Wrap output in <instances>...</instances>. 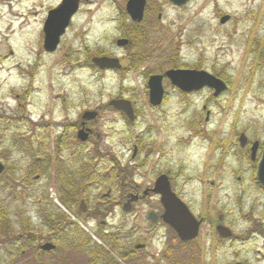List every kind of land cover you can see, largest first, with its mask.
<instances>
[{
    "label": "rangeland",
    "instance_id": "obj_1",
    "mask_svg": "<svg viewBox=\"0 0 264 264\" xmlns=\"http://www.w3.org/2000/svg\"><path fill=\"white\" fill-rule=\"evenodd\" d=\"M81 1V9L58 51L48 54L43 50L44 23L48 12L62 0H0V131L3 132L0 157H5L6 151L11 152L7 161L15 162L20 173L30 167L33 158L30 154L34 153L54 163L60 159L69 161L72 153L64 147L63 154L58 156L55 145L58 136L65 132V124L121 95L137 103L135 108L142 115L140 125L127 129L129 126L117 112L102 113L95 125L102 136L99 142L92 141L82 147L85 158H95L93 151L97 146L126 163L132 156L136 139L133 136L143 135L147 144L153 142L147 147V151L154 149L150 155L153 173L171 172L175 180L172 186L188 195L186 199L196 217L204 211L215 219L224 215L225 225L237 237L217 241L213 246L214 238L206 223L201 229L198 248L186 246L185 256H180L175 264H264V237L256 231L245 237L255 224H264V194L252 187L250 166L243 157L235 158L236 148L233 151L229 148L227 156L223 154L230 142L237 141L238 133L244 132L264 143V54L257 62L258 55L252 49L256 42H264V0H193L180 9L164 0H155L163 16L153 40L160 43L155 48L157 54L179 53L182 63L202 65L212 72L216 69L230 82V92L209 105L212 122L205 129L214 131V140L219 143V148L215 146L211 153L207 148L209 142L194 137L187 126L190 116L202 109L200 100L186 106L175 96L161 110H152L146 101V83L140 73L103 74L84 65L87 47L91 51L89 59L94 52L102 50L121 53L115 49L114 41L119 37L118 19L126 0ZM220 14L231 16L228 24H220ZM151 67L152 62L145 66L152 70ZM26 91L29 94L23 116L19 118V101ZM208 96L204 93L203 102ZM148 126L156 129V133H149ZM16 135L27 140L24 154L13 145ZM48 155L51 158H46ZM108 160L99 158V163ZM222 162L224 166L219 169L209 167V163L216 166ZM100 167L104 169L105 165ZM150 173L149 169L145 176L136 178L142 189L151 188L154 183L155 177ZM238 173L243 185L238 184ZM212 181L216 182L215 186L210 184ZM147 203L156 205L157 200L152 198ZM143 205L137 208L139 227L147 228L148 225L142 226L140 222L150 206ZM245 216H250L252 221ZM214 237L217 239V235ZM137 239L148 250L141 252L134 264H153L151 240L144 232ZM79 246L88 248L86 241H80ZM36 256L35 252H27L15 264L88 263L85 253ZM9 260L0 253V264H9Z\"/></svg>",
    "mask_w": 264,
    "mask_h": 264
},
{
    "label": "flooded vegetation",
    "instance_id": "obj_2",
    "mask_svg": "<svg viewBox=\"0 0 264 264\" xmlns=\"http://www.w3.org/2000/svg\"><path fill=\"white\" fill-rule=\"evenodd\" d=\"M164 1L167 5L170 4L168 0ZM127 2L126 0L124 3L125 8ZM158 3L155 0H146L141 22L131 19L127 13L123 12L125 8L122 9L121 17L118 19L119 37L114 41L115 49L121 53L102 50L94 52V56L89 59L91 51L87 47L85 54L88 56L84 65L103 74L109 72L127 75L140 73L142 80L146 83L144 89L147 96L146 101L152 110H161L163 105L174 99L175 96L180 103L186 106L193 105L200 100L203 103L202 109L190 116L187 126L193 132L194 137L204 138V141L209 142L207 148L211 153L212 149H216L217 141L214 140V131L205 129V127H209L212 122L210 103L217 102L221 96H216L215 90L209 87L191 92L183 91L173 85L165 76L166 72L170 70L200 72L207 71V69L198 64L182 63L179 53L168 56L157 54L155 48L160 43L156 44L153 40L158 21H161L163 17L159 12L161 7ZM222 16L224 15H219L220 18ZM127 29L130 30L131 37L138 34V42L125 35ZM120 39L127 40L128 44L118 46ZM95 58L117 59L121 68L101 70L93 63ZM175 60L178 61V65ZM150 62L153 63L152 70L145 68ZM152 77H162L164 95L163 104L159 107H154L151 102L149 82ZM227 84L229 87L226 93L228 94L231 86L229 82ZM204 93H208L209 96L203 102ZM122 99L123 97L118 95L116 99H111L107 104H100V107L94 111L82 113L73 123L65 124V132L61 133V138L63 140L64 137L66 150L72 153L69 161L65 162L62 159L55 163L47 160L42 161L41 157L34 153L30 154L33 156L30 159L32 162L30 167L20 173L19 170L17 171L19 167L15 162L7 161L10 159L8 155L0 157L4 168L0 173V253L9 257V264H15L18 259L30 251L38 254L36 258L39 257V254L77 253V240L81 238L82 241H86L88 247L85 248L86 250L84 249L88 255L87 264H134L138 255L148 250L147 245L137 239L141 232H144L153 244V264H164L165 261L168 264H175L176 260H180V256H185L187 244L197 246L196 242L183 243L179 241L175 231L162 219L165 209L161 203V197L154 194L152 189L155 187L156 181L164 175L168 177L171 186L175 184V180L169 171L160 174L153 173L150 155L154 154V149L151 148V151H147V147L151 146L153 142L147 144L143 135H134L133 138L136 139L132 145V156L126 163L121 162L108 150L102 152L97 146L93 151L97 155L95 158H85L82 154V147L85 144L100 141L102 133L95 126L99 117L106 111H115L111 108L110 102ZM124 100L129 101L133 107V120L124 113L115 112L125 120L129 126L127 129L140 125L139 121L142 115L135 108L137 103L126 98ZM183 108L185 107L183 106ZM87 112L94 114L93 116L87 115ZM148 131L156 133L157 130L148 126ZM242 134H239L235 143L230 142L227 145L223 154L227 156L229 148L232 151L236 148L237 150L233 154L235 158L243 157V161L250 166L252 187L264 194V189L257 188L253 179L258 163L264 154V143L250 138L246 134L247 140L241 143ZM151 140H153L152 136ZM255 142H259V146L256 158L253 160L252 146ZM27 154L29 155V153ZM112 155L113 160L99 163V158L109 159ZM226 156L224 157L226 158ZM224 162L216 166L209 163V167L210 169L212 167L219 169L224 166ZM100 165H105L104 169H101ZM149 169L151 170L150 176L154 175L155 177L154 183L151 188L142 189L136 178L145 176ZM211 171L213 173V170ZM244 172L245 170L241 171V174ZM189 180L191 181V179ZM242 180L243 178L238 173L239 185L244 184V182L241 183ZM42 182L44 183L43 187H38L35 184ZM210 184L215 186L216 182L212 181ZM181 188L184 189V187ZM172 190L193 212L192 205L186 199L188 195L173 186ZM98 192L101 195H98ZM64 194L67 197L66 211L68 214L57 205V201L59 202V198ZM152 198L157 200L156 205L147 203ZM146 203L150 207L145 211L140 223L142 226L146 224L148 227L142 228L139 227L138 213L140 211L137 208L141 204L148 207ZM221 217V220L209 217L206 211L196 217L203 222V225L209 224L210 236L214 238L213 244L216 241L214 236L217 234L218 226L225 224L224 218ZM45 244L54 245L55 249L42 251L41 247Z\"/></svg>",
    "mask_w": 264,
    "mask_h": 264
},
{
    "label": "water",
    "instance_id": "obj_3",
    "mask_svg": "<svg viewBox=\"0 0 264 264\" xmlns=\"http://www.w3.org/2000/svg\"><path fill=\"white\" fill-rule=\"evenodd\" d=\"M171 4L177 7H182L191 0H169ZM146 0H129L127 4V13L134 21L141 22ZM80 7V0H62V3L51 10L44 23L43 33L44 42L43 49L46 53H55L61 43L62 37L66 34V30L70 26L73 17L77 14ZM230 19L225 16L221 19V24H225ZM127 40H119L118 46H125ZM93 63L101 70H116L120 69L119 60L108 58H95ZM165 76L171 83L183 91L191 92L200 88L209 87L216 91V96L227 90V85L224 81L206 73L195 71H168ZM162 77H152L149 82L151 102L154 106H159L163 101V86ZM111 107L125 113L133 120V108L130 102L124 100L112 101ZM94 113H87L92 115ZM245 136L241 137L244 141ZM258 143L252 148V159L255 160ZM3 171V166L0 164V173ZM257 180L264 188V154L257 168ZM152 192L161 197V203L165 209L163 221L168 224L177 234L182 242H190L195 240L200 231L202 222L198 221L189 211L186 205L176 197L171 191L169 181L166 176L158 179L155 188ZM218 235L223 239H229L233 236L231 230L224 226L217 228ZM53 246H43V250H52ZM242 264V263H237Z\"/></svg>",
    "mask_w": 264,
    "mask_h": 264
},
{
    "label": "trees",
    "instance_id": "obj_4",
    "mask_svg": "<svg viewBox=\"0 0 264 264\" xmlns=\"http://www.w3.org/2000/svg\"><path fill=\"white\" fill-rule=\"evenodd\" d=\"M129 32H130V30L129 29H127L126 30V32H125V35L128 37H130L131 39H133L135 42H138V34H136V36L135 37H131L130 35H129ZM256 48H257V50H256V52H257V55H258V58H260L263 54H264V43H260V42H256ZM258 51H261L259 54H258ZM144 53H146V52H144ZM89 57H90V55H89ZM67 58L65 57V60H66ZM172 59V58H171ZM176 61V60H175ZM172 64V63H171ZM176 64L178 65V63H177V61H176ZM172 66H174V64H172ZM218 75V77H222V78H224V79H227L228 77L227 76H225V74L223 75V74H217ZM28 94H29V91H26L25 93H23V96L20 98V101H19V103H20V107H19V110H20V112H19V118H22V116H23V114H22V109L25 107V103H26V98H27V96H28ZM1 134H3V132H1L0 131V135ZM18 137H20V136H16V138H18ZM0 144H2V135L0 136ZM56 153L58 154V155H61L62 154V152L64 151L63 150V148L66 146L65 145V142H64V137H63V140H62V138H61V136L60 137H58L57 138V141H56ZM7 155L8 156H11V153L10 152H8L7 153ZM44 157V156H43ZM46 158H50V156L48 155ZM111 158H112V160H113V156H111ZM253 179H254V183H255V186L257 187V188H259V189H262L261 188V186L259 185V183L257 182V179H256V175H254L253 176ZM61 200H62V202H63V204H65V205H67L68 204V202H67V197L64 195L63 197H61ZM245 218L248 220V221H252V218L250 217V216H245ZM256 231V233H258V234H260L262 237H264V224H260V225H257V224H255V227L253 228V229H250L248 232H247V234L245 235V237H249L250 236V234H253V232H255Z\"/></svg>",
    "mask_w": 264,
    "mask_h": 264
}]
</instances>
